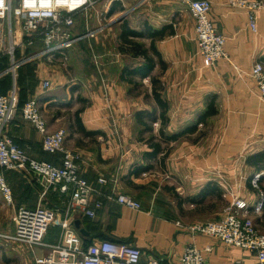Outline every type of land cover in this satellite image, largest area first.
<instances>
[{
	"label": "crops",
	"instance_id": "obj_1",
	"mask_svg": "<svg viewBox=\"0 0 264 264\" xmlns=\"http://www.w3.org/2000/svg\"><path fill=\"white\" fill-rule=\"evenodd\" d=\"M210 1L209 18L226 37L229 57L213 66L199 53L196 21L186 0H97L95 7L77 14L76 22L80 17L82 22L79 30L77 23L71 28L75 47L96 50L92 69L80 78L56 64L60 57L49 62L38 55L40 41L18 50V56L31 55L17 69L20 102L37 97L49 130H66L65 146L77 154L80 173L103 192L93 195V201L103 203L95 216L78 210L71 218L86 244L109 238L138 247L143 261L180 264L192 242L203 250L207 264H258L255 252L191 230L195 223L222 218L226 206L240 199L264 231V98L246 74L256 61L264 63V10L254 30L248 8L230 0ZM126 38L140 42L144 54H137ZM4 63L0 94L14 83ZM45 80L51 81L49 88L43 87ZM8 133L31 156L62 165L63 154L44 151L41 133L21 114ZM257 173L258 187L252 182ZM6 177L14 214L17 206L39 204L38 184L20 170H8ZM22 180L32 200L20 197L13 186ZM114 191L133 196L142 208L108 198ZM63 200L50 190L46 205L62 213ZM6 204L0 193V211ZM1 224L0 264H35L47 252L9 238L15 225ZM60 233L61 227L53 225L45 240L56 242Z\"/></svg>",
	"mask_w": 264,
	"mask_h": 264
},
{
	"label": "built area",
	"instance_id": "obj_2",
	"mask_svg": "<svg viewBox=\"0 0 264 264\" xmlns=\"http://www.w3.org/2000/svg\"><path fill=\"white\" fill-rule=\"evenodd\" d=\"M186 2L196 21L198 50L206 64L213 66L223 58L229 59L224 48L226 37L209 18L212 2ZM230 2L248 8L249 24L254 30L257 29L258 12L264 10V0ZM96 3L97 0H0V55L10 58L4 73L11 72L15 76L16 70L31 56H18L17 51L35 46L37 41L42 43L38 55L49 62L58 57L62 61L76 41L71 28L76 23L77 14L95 7ZM246 74L254 79L260 97L264 98V63L256 61ZM16 83L8 93L0 94V193L8 203H13V188L6 177L8 170H20L31 183L38 184L41 191L36 207H18L13 216L15 231L8 237L31 247H45L47 252L37 256L35 264H162L157 258L143 261L141 250L126 242L104 238L86 244L71 227L75 211L81 210L89 217L96 215L103 203L100 199L93 201V195L103 192L80 173L76 164L77 154L65 146L66 130H49L37 97H31L21 104ZM50 85V80L43 82L44 88ZM19 113L41 133L44 151L63 154L62 165L31 156L8 133L10 124ZM260 175L257 173L252 180L256 187L259 186ZM99 182L107 183L108 179L99 177ZM50 190L58 191L65 197L62 213L46 205ZM113 193L107 197L133 209L142 208L141 202L133 196ZM262 205L260 201L256 210H261ZM53 225H59L61 233L56 242H48L45 239ZM191 230L216 236L230 245L255 252L258 264H264V231L258 227L244 200H233L226 206L222 218L195 223ZM180 264H207V260L203 250L191 242L185 247Z\"/></svg>",
	"mask_w": 264,
	"mask_h": 264
},
{
	"label": "rangeland",
	"instance_id": "obj_3",
	"mask_svg": "<svg viewBox=\"0 0 264 264\" xmlns=\"http://www.w3.org/2000/svg\"><path fill=\"white\" fill-rule=\"evenodd\" d=\"M81 22H82V17L78 18V20L76 22L77 23L76 27L78 28V30H79V27L81 26ZM2 48L5 49V46H3ZM86 52L88 54L87 55L88 57H85ZM95 54H96V50L92 45H88L87 50H86V48L83 45H81V46L76 45V47H75V44H74V46H72L68 50L67 56L63 57L64 60H62L56 64L67 68V70L70 72L71 76L73 75L72 77L80 78L79 76H81L83 73H85V71L89 72L90 69H92V67L90 65V61L93 63V60L95 59L93 57V55H95ZM84 59H87V61H85ZM8 74H11L13 76L14 82L16 81L17 85L19 86L20 71L16 70L15 76L11 72H9ZM76 78H75V80H72V81H74V82L77 81ZM13 186H15V188H17V193L20 194V197L23 196L29 200L33 199V192H31L29 194H24V190H23L24 181L23 180L14 182ZM21 193H23V194H21ZM14 202H15V200H14ZM14 204L15 203L6 204L5 209L3 208L0 211V224L2 221L3 222L5 221L8 225H11L12 223L14 224L13 219H12V216L14 215V207H15V206H13ZM18 207L19 206H17L16 208H18ZM0 241H3V240L0 239ZM7 245H8V243H7ZM13 264H20V262L13 260Z\"/></svg>",
	"mask_w": 264,
	"mask_h": 264
},
{
	"label": "trees",
	"instance_id": "obj_4",
	"mask_svg": "<svg viewBox=\"0 0 264 264\" xmlns=\"http://www.w3.org/2000/svg\"><path fill=\"white\" fill-rule=\"evenodd\" d=\"M125 42H126L127 44H129L131 48H134V49L136 50V53H137V54H144L145 50L143 49V45H142L140 42H134L133 40H129L128 38L125 39ZM40 44L42 45L41 42H40ZM29 48L31 49V47H28L26 50H29ZM17 52H18V51H17ZM26 54H30V53L26 51ZM18 55H20V54H18ZM0 61L5 62V63H4V67H5V68H7V67L9 66V60H8V57H7V56L2 57V58L0 59ZM155 96H156V98H157L160 102H162L161 97H160V94H159L158 92H155ZM21 104H23V102H21ZM162 113H163V112H162ZM19 114H20V113H19ZM19 114H18V115H19ZM173 137H175V136H173ZM154 147H155V148H154V149H155V152H157V151L160 149V145L157 144V143L154 144ZM258 160L261 161V160H262V157L259 158Z\"/></svg>",
	"mask_w": 264,
	"mask_h": 264
},
{
	"label": "bare ground",
	"instance_id": "obj_5",
	"mask_svg": "<svg viewBox=\"0 0 264 264\" xmlns=\"http://www.w3.org/2000/svg\"><path fill=\"white\" fill-rule=\"evenodd\" d=\"M11 69L13 70V68L11 67Z\"/></svg>",
	"mask_w": 264,
	"mask_h": 264
}]
</instances>
